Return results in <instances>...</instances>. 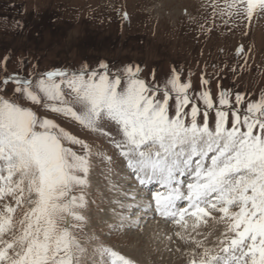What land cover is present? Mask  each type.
Here are the masks:
<instances>
[{
  "label": "snow or ice",
  "instance_id": "1",
  "mask_svg": "<svg viewBox=\"0 0 264 264\" xmlns=\"http://www.w3.org/2000/svg\"><path fill=\"white\" fill-rule=\"evenodd\" d=\"M212 7L213 26L217 16L227 25L264 12V0ZM9 60L0 64V264H80L85 249L76 230L86 221L92 157L103 156L25 101L106 138L150 195L136 207L180 228L195 218L193 232L213 216L223 226L218 247L192 239L189 264H264V93L244 107V94L233 102L230 90L214 100L203 75L200 90L190 91L175 66L160 83L154 71L152 82L141 78L139 65H33L25 75L26 57L11 73ZM127 219L121 216V226ZM96 251L111 264H132L109 248Z\"/></svg>",
  "mask_w": 264,
  "mask_h": 264
},
{
  "label": "rangeland",
  "instance_id": "2",
  "mask_svg": "<svg viewBox=\"0 0 264 264\" xmlns=\"http://www.w3.org/2000/svg\"><path fill=\"white\" fill-rule=\"evenodd\" d=\"M215 3L223 4V0H0V64L3 56H9L7 70L15 72L21 68L20 58L26 57L25 75L33 65L46 71L55 67L78 69L84 62L95 67L105 61L113 68L132 64L141 67L140 76L147 82H152L154 71L160 83L175 66L182 82H191L190 91L200 90L203 75L209 80L207 87L214 100L219 90H230L233 102L236 93L244 94L246 107L248 101L264 93V12H255L251 20L237 17L227 25L217 16L213 26ZM201 24L206 30H201ZM241 46L244 52L237 56ZM24 103L85 140L93 153L103 154L92 157L88 204L83 213L86 221L76 230L85 249L80 264H111L107 256L102 260L96 251L101 247L125 256L132 264H189L190 254L197 251L192 239L206 247H218L223 226L213 216L196 222L193 232L195 218L186 217V228H180L174 221L158 218L154 210L120 206L135 204L141 198L145 203L150 195L134 196L127 203L123 196L140 189L139 184L107 139L71 119ZM210 116L214 125V113ZM126 174L134 181L129 191L124 190ZM143 214L137 223L123 222L121 226V216L129 220ZM139 237L136 247L134 241ZM144 242L149 243L150 251L142 250Z\"/></svg>",
  "mask_w": 264,
  "mask_h": 264
},
{
  "label": "bare ground",
  "instance_id": "3",
  "mask_svg": "<svg viewBox=\"0 0 264 264\" xmlns=\"http://www.w3.org/2000/svg\"><path fill=\"white\" fill-rule=\"evenodd\" d=\"M165 9V8H164ZM135 16V15H134ZM128 170V169H127ZM105 172V171H104ZM130 173V172H129ZM126 180H125V184H126V188L124 189V190H126V191H129L130 189H129V186H132L133 185V183H134V181H133V179L132 178H129V176L126 174ZM97 179V178H96ZM98 182V181H97ZM136 183H137V181H136ZM94 185V184H93ZM97 186V185H96ZM139 186V185H138ZM139 188L140 189H135L134 190V193H130L129 194V192H127L123 197H124V199H127V203L128 202H130V201H132L131 199H133V197L134 196H144V189L143 188H141L140 186H139ZM95 189V188H94ZM137 194V195H136ZM149 197V196H148ZM123 199V198H122ZM147 199V198H146ZM143 199L141 198V200H139V201H137L135 204H129V205H134L133 207H131V209L133 208V209H136V208H141V207H136L135 205H137V204H139L141 201H142ZM126 201V200H125ZM145 203H147V201L145 202ZM128 204H125V205H123V206H127ZM120 206H122V205H120ZM154 206V205H153ZM109 207V206H108ZM117 208V207H116ZM126 210V209H125ZM115 212H117V211H115ZM145 213H147V212H145ZM150 213V212H149ZM145 217V216H144ZM93 218V217H92ZM119 218H120V216H119ZM141 218H143L142 216L141 217H139V218H137L136 216L133 218V219H129V220H127V221H125V222H132L133 223V221H136V222H138V221H140V219ZM159 218V217H158ZM134 224V223H133ZM152 226V225H151ZM136 230V229H135ZM180 230V229H179ZM183 231V230H182ZM176 233V232H175ZM171 238V237H170ZM153 239V238H152ZM185 240V239H184ZM215 240V239H214ZM129 241V240H128ZM136 241H137V246L136 247H139L138 245L140 244V237L139 238H136V240L134 241V243H136ZM147 241V240H146ZM122 243V242H121ZM149 243H146V242H144V244H143V249L142 250H144V252H147V251H150V248H149V245H148ZM155 244V243H154ZM132 245H134V244H132ZM151 245V244H150ZM151 246H153V245H151ZM150 246V247H151ZM141 247V246H140ZM157 248V247H156ZM180 248V247H179ZM156 250H159V249H156ZM170 251V250H169ZM177 251V250H176ZM128 254V253H127ZM147 254V253H146ZM168 255H170V254H168ZM183 255V254H182ZM149 256V255H148ZM125 257V256H124ZM144 257V256H143ZM185 262V261H184ZM137 263V262H136ZM172 264V263H171Z\"/></svg>",
  "mask_w": 264,
  "mask_h": 264
}]
</instances>
